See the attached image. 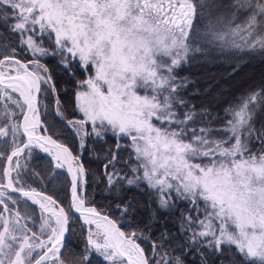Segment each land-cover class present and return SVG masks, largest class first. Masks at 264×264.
<instances>
[{
	"label": "snow or ice",
	"instance_id": "1",
	"mask_svg": "<svg viewBox=\"0 0 264 264\" xmlns=\"http://www.w3.org/2000/svg\"><path fill=\"white\" fill-rule=\"evenodd\" d=\"M0 22L15 36H0V264H68L66 234L80 220L75 264L93 254L106 264H185L192 251L201 264H264V122L256 120L264 89L213 115L189 106L188 81L177 75L195 54H264V0H0ZM50 56L85 76L74 92L78 119L56 95L42 62ZM50 94L75 151L41 119ZM97 144L109 190L123 182L151 193L144 228L124 231L90 206L82 157ZM122 150L128 172L116 168ZM60 170L70 176L67 205L32 186ZM157 211L179 212L180 255L167 250V229L153 237Z\"/></svg>",
	"mask_w": 264,
	"mask_h": 264
},
{
	"label": "trees",
	"instance_id": "2",
	"mask_svg": "<svg viewBox=\"0 0 264 264\" xmlns=\"http://www.w3.org/2000/svg\"><path fill=\"white\" fill-rule=\"evenodd\" d=\"M11 23H14V21H8V24ZM0 36L6 40L15 39V36L9 33L7 26L3 22H0ZM58 59V57L50 56L44 58L42 62L46 63L51 71L53 81L57 85L56 95H58L68 119H78L80 114H73L74 92L76 81L84 79L85 76L79 69H76L75 77L73 78L59 65ZM246 72L255 79L253 84L245 85V82H249L252 78L243 76L242 82L230 86L232 81L246 74ZM207 73H210L209 75L211 76H209V79L204 80ZM177 75L180 78H186L188 81L187 88L181 94L187 99L189 106H194L197 111L206 109L213 115L222 116L224 109L235 103L238 97L264 89V54L259 52L234 54L228 51L223 53L216 51L210 55L195 54L186 64L177 69ZM198 76H203V78L198 79ZM219 88L221 91H219ZM224 93H231V95L222 99L221 94ZM56 95L50 94L44 101L48 105V110L47 113L42 110L41 119L52 125L57 130L59 139L75 151L78 148V140L75 138L72 129L66 125L65 121H61L55 115ZM262 109H264V105H262ZM256 120L258 124L264 122V110H258ZM114 146V141L109 138L107 147H111L114 150ZM2 147L0 145V148ZM95 147V153L85 152L82 157L84 166L88 169L84 193L90 206L96 207L98 211L108 215L111 219L118 220L124 231H131L137 227L144 228L150 222L151 213L155 208L151 193L144 185L129 187L123 182L117 188L109 190L103 169V165L107 162L105 160V148L99 144ZM127 155L128 153L123 150L118 154L119 162L116 164V168L120 169L121 172H128V169L123 164V159ZM0 164H3V162H0ZM60 172L61 175L52 183L45 181L42 185L37 182L32 184V186L38 190H44L46 194L52 195L64 205H67L71 194L70 179L63 170H60ZM28 182L31 183V180ZM118 205L120 207H117ZM126 205L128 210L125 213L123 209ZM185 208L186 205H180V210ZM178 219L179 212L157 211L153 226L150 229L154 238L162 230L167 229L170 233V246L167 250L172 252L175 248L176 255L181 254L177 246L183 239L179 232ZM81 225V221H73L70 224V231L67 233V237L70 240L71 251L65 256L68 264H75V261L80 260V257L73 255V253H78L85 244L86 232H84ZM142 246L148 247L147 244ZM228 255L227 251H225L223 259L227 260ZM184 259L185 264H201L200 257L195 251L186 255ZM219 260L220 258L211 257L210 264H219ZM91 264H106V262L98 255L93 254Z\"/></svg>",
	"mask_w": 264,
	"mask_h": 264
},
{
	"label": "rangeland",
	"instance_id": "3",
	"mask_svg": "<svg viewBox=\"0 0 264 264\" xmlns=\"http://www.w3.org/2000/svg\"><path fill=\"white\" fill-rule=\"evenodd\" d=\"M255 72H258V71H255ZM210 73H207L206 74V77H205V79L204 80H207V79H209L210 77L209 76H211V75H209ZM243 76H247L248 78L249 77H251L252 78V76L251 75H249V74H247V72H246V74H244V75H242L241 77H239V78H237V79H235L234 81H232V83H231V85L230 86H233V85H236L237 83H240V82H242L241 80L244 78ZM254 76V75H253ZM198 79H201V78H203V76H198L197 77ZM254 81H255V79H250V81L249 82H245V85L247 84V85H251V84H253L254 83ZM244 83V82H243ZM229 85H228V87H230ZM219 91H221V89L219 88ZM222 96H221V98L223 99V98H226V97H229V95H231V93L230 94H228V93H224V94H221ZM96 255H98V254H96ZM99 256V255H98ZM99 257H101V256H99ZM102 258V257H101ZM103 259V258H102Z\"/></svg>",
	"mask_w": 264,
	"mask_h": 264
},
{
	"label": "water",
	"instance_id": "4",
	"mask_svg": "<svg viewBox=\"0 0 264 264\" xmlns=\"http://www.w3.org/2000/svg\"><path fill=\"white\" fill-rule=\"evenodd\" d=\"M65 172H66V170H65ZM66 174H67V172H66ZM68 175V174H67ZM69 176V175H68ZM69 178H70V176H69ZM78 215V214H77ZM110 218V217H109ZM82 223H83V221L82 220H80ZM66 236H67V234H66Z\"/></svg>",
	"mask_w": 264,
	"mask_h": 264
}]
</instances>
